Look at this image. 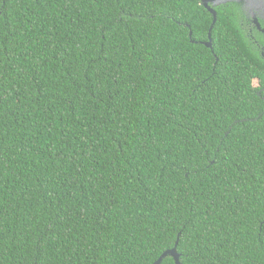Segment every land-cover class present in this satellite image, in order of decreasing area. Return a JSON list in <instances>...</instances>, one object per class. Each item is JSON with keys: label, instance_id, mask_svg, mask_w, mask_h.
Listing matches in <instances>:
<instances>
[{"label": "trees", "instance_id": "1", "mask_svg": "<svg viewBox=\"0 0 264 264\" xmlns=\"http://www.w3.org/2000/svg\"><path fill=\"white\" fill-rule=\"evenodd\" d=\"M216 11L0 0V264H264V35Z\"/></svg>", "mask_w": 264, "mask_h": 264}, {"label": "water", "instance_id": "2", "mask_svg": "<svg viewBox=\"0 0 264 264\" xmlns=\"http://www.w3.org/2000/svg\"><path fill=\"white\" fill-rule=\"evenodd\" d=\"M228 4L239 5L247 11L254 25L264 34V29L261 27V21H264V0H202V5L214 18L209 32V42L206 43L208 48H212V30L218 20L216 8ZM177 245L178 242L175 248L166 251L154 264H162L163 260L167 257H172L176 264H182L180 261L181 255L177 251Z\"/></svg>", "mask_w": 264, "mask_h": 264}, {"label": "flooded vegetation", "instance_id": "3", "mask_svg": "<svg viewBox=\"0 0 264 264\" xmlns=\"http://www.w3.org/2000/svg\"><path fill=\"white\" fill-rule=\"evenodd\" d=\"M247 12V11H246ZM249 15V14H248ZM250 17V16H249ZM252 20V19H251ZM253 23V22H252ZM254 24V23H253ZM255 26V25H254ZM256 27V26H255ZM257 29V27H256ZM258 30V29H257ZM261 34H263V32H261L260 30H258ZM264 35V34H263Z\"/></svg>", "mask_w": 264, "mask_h": 264}]
</instances>
